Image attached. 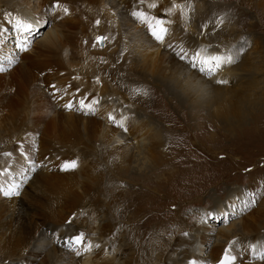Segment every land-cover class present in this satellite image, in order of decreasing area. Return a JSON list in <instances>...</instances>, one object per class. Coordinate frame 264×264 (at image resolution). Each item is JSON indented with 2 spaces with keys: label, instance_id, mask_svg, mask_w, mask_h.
<instances>
[{
  "label": "rangeland",
  "instance_id": "rangeland-1",
  "mask_svg": "<svg viewBox=\"0 0 264 264\" xmlns=\"http://www.w3.org/2000/svg\"><path fill=\"white\" fill-rule=\"evenodd\" d=\"M21 1L23 6L16 9L25 11L31 7L30 12L36 17L40 10L38 6L46 0ZM47 1L46 7L42 5L44 10L39 23L35 18L29 20L37 31L32 37L29 36L31 32H18L6 21L9 45L6 43L1 48L3 56L9 55L10 49L15 56L26 53L16 49L15 33L30 39L29 51H33L36 41L44 38L53 26H57L58 34L61 28L64 29L68 40L77 44L70 45L67 40L65 48L57 55L70 72L69 76L72 74L66 80L89 92L85 95L87 99L98 101L91 113L75 112L76 116L106 121L118 136L117 141L100 137L99 132L89 137L82 128L81 141L77 140L73 145L68 144L70 139L62 141L63 115L71 109L65 110L64 104L56 101V117L49 115L44 121L37 120L32 114L35 98L29 94L28 85L27 89L25 86L17 91V83L5 73V78L0 79V264H77L83 261L84 255L96 250L101 256L105 247L104 235L97 240L100 244L92 241L90 249L77 245L73 236L80 234L82 229L68 223L75 216L67 220L54 219L51 212L57 207L51 202L50 195L53 193L51 181L55 183L54 177H62L63 173L75 178L85 177L89 183L99 180L101 166L107 165L105 162L111 157L104 155L102 150L119 146L118 138H124L128 132L124 131L125 124H115L117 117L115 121L109 118L111 115L104 119V114L108 113L105 108L111 106L113 111L130 115L135 122L139 120L137 124L147 127L159 143L160 154H167L165 160L169 162L165 169L153 175L145 170L147 163L138 165L143 162V155L134 150L138 148L136 140L130 142L136 159L133 158V167L129 168L132 171L125 173L128 175L124 177V196L119 201L129 207L128 215L133 217L136 226L135 229L126 226L119 230L125 242L120 241L117 234L107 236L109 241L115 239V246L112 242L107 246L114 263L122 262L118 253L121 248L131 255L136 252L131 245L137 237L140 241L137 240L136 248L142 239L143 244L149 242L154 246L159 243L163 248L153 252V259H146L144 263L158 264L157 258L162 257L161 264H179L192 255L203 258L204 264H219L222 253L229 250L236 257L233 264H264V0H160L157 4L152 0H143L145 4L141 0H117L115 4L108 0L105 4L101 0ZM14 3L13 0H0V11L13 10L10 5ZM64 7L69 9L68 14L63 12ZM183 10L187 13L183 14ZM160 19L165 22L168 33L166 41L155 53L148 45L157 46L160 41L152 36L150 25ZM95 20L100 21L99 26ZM221 20L223 23L219 22ZM108 34L112 41L106 40L103 45L95 43L96 36L107 38ZM37 49L43 51L44 47ZM215 56L223 58L222 67L201 63V68H195V59L208 58L216 63L210 60ZM2 72L0 70V76L4 77ZM220 80L226 83L221 84ZM63 89L67 91L64 86ZM137 89L142 91L138 93ZM66 93L65 97H68ZM74 97L71 102L80 108L74 104ZM52 119V128L45 132L47 122ZM36 125L40 130L37 136L33 135ZM45 142L46 147L41 150L40 145ZM42 152L56 153L57 160L46 165L49 167L46 171L32 172V178L27 175L28 185L20 193V181L10 175L24 174L28 170V157ZM69 160H76L78 167L60 172L61 165ZM121 168L126 169V166ZM139 169L145 172L133 174L139 173ZM166 172L170 174H165V178ZM152 179H161L162 184L157 188L159 200L147 197ZM9 191L13 193L11 197L5 196L4 193ZM235 193H244L245 199L238 198L237 203L232 204ZM152 203L157 205L145 212L146 205ZM219 206L227 210L231 206L237 212L225 215ZM105 208H100V223L104 221ZM88 209L89 204L79 206L76 214ZM253 212L257 215L250 223ZM130 222L115 218L112 224L119 229ZM221 231L228 236H219ZM87 233L90 234V230ZM201 234L206 237L203 247L199 240ZM184 264H192V258Z\"/></svg>",
  "mask_w": 264,
  "mask_h": 264
},
{
  "label": "bare ground",
  "instance_id": "bare-ground-1",
  "mask_svg": "<svg viewBox=\"0 0 264 264\" xmlns=\"http://www.w3.org/2000/svg\"><path fill=\"white\" fill-rule=\"evenodd\" d=\"M15 3L11 4L10 6L13 7V10L7 9L6 11H0V55L2 54V57H0V63H1V69L2 75L4 76L5 73H8L9 75H11L10 79H14L13 82H16V90L18 91L19 89L23 88L26 86L27 89V85L30 88V93L32 96H34L35 98V104L34 105V109H33V117L34 118H40L41 120L43 119L46 120L47 117L49 115L51 116H55L57 113V104L53 103L54 101H58L63 103L64 105L67 104L69 101H71V97L73 95H75L74 99H75V103L79 105L81 100H84L86 102V105H91L92 107H94V103L93 100L91 99H87L85 95H87L88 93L83 91L82 86L79 87V85L77 86H73V82L71 80L67 81L66 79L69 76L70 72L68 71V69L65 67V65L61 62V59H59V57L57 56L64 48L66 45V43H70V45H77L76 42L74 40H68V35L66 34V31L64 29H60L59 35L56 31L57 26H53L52 30H48V34L42 38L37 40L36 42V50L34 49L33 51H25L26 53H18L16 56L12 55V53L10 52L11 49L9 51H7V53L9 55H7L6 57L3 56V50L1 48H3V45L8 43L6 42V38H8V31H9V25L7 24L6 21L11 20H15V18H17L18 16H22L21 19H24L28 22H31L29 20H31L32 18H35L38 20L39 23V19L42 16V10H44L42 8V5H44V7H46L48 5L47 2L49 1H45L43 2L40 6H38L40 8V10L38 11L36 17L33 16L30 12V8H27L25 11L20 9H16L17 7L23 6L22 1L21 0H13ZM31 1V0H30ZM37 1V0H36ZM41 1V0H40ZM100 1V0H99ZM109 2L115 4L117 3V0H108ZM124 1V0H123ZM137 1V0H136ZM154 4L159 3L160 0H152ZM5 2V1H4ZM125 2V1H124ZM138 2V1H137ZM149 2V1H148ZM95 3V2H94ZM102 4L107 3V0H101ZM119 3V2H118ZM28 4V3H27ZM26 4V5H27ZM37 4V3H36ZM143 4H145L143 2ZM30 5V4H29ZM98 5V4H97ZM163 5V4H162ZM36 6V7H37ZM118 6V5H117ZM35 7V4H34ZM35 7V8H36ZM37 7V8H38ZM94 7V6H93ZM109 7V6H108ZM112 7V6H111ZM138 7V6H137ZM147 7V5L145 6ZM26 8V7H25ZM33 8V9H35ZM61 8V7H60ZM96 8V6H95ZM110 8V7H109ZM136 8V7H135ZM149 9V7H147ZM132 9V8H131ZM138 9V8H137ZM46 10V9H45ZM59 10V9H58ZM48 11V10H46ZM101 11V10H100ZM112 11V10H111ZM129 11V10H128ZM185 10H183V14H186V12H184ZM34 12V11H32ZM62 12V11H61ZM86 13V12H85ZM165 13V12H164ZM36 14V12H35ZM57 14V13H56ZM109 14V13H108ZM100 15V14H99ZM112 15V13L110 14ZM157 15V14H156ZM189 15V14H188ZM45 16V15H44ZM148 16V15H147ZM187 16V15H186ZM65 17V16H64ZM88 18V17H87ZM64 19V18H63ZM95 19V18H94ZM169 19V18H168ZM175 19V18H173ZM70 20V19H69ZM176 20V19H175ZM174 20V21H175ZM66 21V20H65ZM96 21V20H95ZM104 21V20H103ZM154 21V19L152 20ZM177 21V20H176ZM63 22V21H62ZM69 22V21H68ZM35 23V22H34ZM37 23V22H36ZM59 23V22H58ZM108 23V22H107ZM178 23V22H177ZM167 25V24H166ZM68 27V26H67ZM71 30V29H70ZM82 32V31H81ZM56 34V35H54ZM111 34V33H110ZM113 34V33H112ZM23 36V35H22ZM21 36V37H22ZM54 36H56L55 38H53ZM188 37V36H187ZM88 38V37H87ZM168 38V37H167ZM186 38V37H185ZM68 40V42H67ZM108 41H112L110 35H107V39ZM166 41V39L164 40ZM62 45L61 48H59V45ZM164 43L160 42L158 43L157 46H153L152 43H150L148 45V48L155 53H158V50L162 47ZM9 45V43H8ZM121 45V44H120ZM12 46V45H11ZM38 47H44L43 51L47 52L48 54H45L43 51L38 50ZM59 48V49H58ZM83 49V48H82ZM81 50V49H80ZM66 51V50H65ZM87 51V50H86ZM71 52V51H70ZM69 52V53H70ZM36 53L38 55H36ZM84 53V52H83ZM21 54V55H20ZM73 54V53H72ZM86 53H84L85 55ZM20 55V56H19ZM70 55V54H69ZM80 55V54H79ZM82 55V56H84ZM157 55V54H156ZM114 56V55H113ZM41 57V58H39ZM72 57V56H70ZM88 57V55H87ZM91 57V56H90ZM39 58V59H38ZM83 58V57H82ZM251 58V57H250ZM191 59V58H190ZM17 60V61H16ZM72 60V59H71ZM145 59H143L144 61ZM115 61V60H114ZM146 61V60H145ZM244 61V60H243ZM18 66L15 65V63H18ZM68 63V62H67ZM70 63V62H69ZM84 63V62H83ZM87 63V62H86ZM49 64V65H48ZM71 64V63H70ZM78 64V63H77ZM48 65V66H47ZM87 65V64H86ZM14 69L9 70V68L14 67ZM90 66V65H88ZM86 66V68L88 67ZM175 66V65H174ZM47 67L44 70H41L43 68ZM77 67V66H76ZM92 67V66H91ZM41 70V71H39ZM174 70V69H173ZM245 70V69H244ZM7 71V72H6ZM73 71V70H72ZM87 72V71H86ZM76 74V73H75ZM118 74V73H117ZM169 76V75H168ZM74 77V76H72ZM115 77V76H114ZM164 77V76H163ZM1 78H5L0 76ZM226 79V78H225ZM86 80V79H85ZM32 83L29 86V83ZM79 82V81H78ZM123 82V81H122ZM57 86L58 91V95L57 96H53L52 95V89L49 87L51 84H55ZM75 83V82H74ZM80 83V82H79ZM84 85V84H83ZM103 85V84H102ZM64 88L67 90L65 91L63 89ZM109 86V84H108ZM205 86V85H204ZM87 87V86H86ZM84 87V88H86ZM105 87V86H104ZM194 88V87H193ZM197 88V87H196ZM208 88V87H207ZM103 89V88H102ZM106 89V88H105ZM15 90V92H16ZM62 90V91H61ZM86 90V89H85ZM205 90H203L204 92ZM24 92V91H23ZM65 92L68 93V97H65ZM209 92V91H208ZM66 93V94H67ZM105 94V93H104ZM24 95V94H23ZM22 95V96H23ZM28 95V94H27ZM19 96V95H18ZM17 96V97H18ZM21 96V95H20ZM26 97V96H25ZM95 98V97H94ZM20 100V99H19ZM199 100V99H198ZM11 101V99L9 100ZM13 101V100H12ZM102 102H105L104 100ZM109 102V101H108ZM111 103V102H110ZM216 103V102H215ZM105 104V103H104ZM59 105V104H58ZM103 105V103H102ZM110 105V104H109ZM11 106V105H10ZM80 108L77 107H73L71 108L70 112H65V114L63 115V118L65 119V123H63L62 125H64V128L61 129L60 131V136H61V140H67L70 141L68 144L72 143L75 144V142L77 140H79L80 136H81V130L82 128H84V130L86 131L87 135L93 136L95 135L97 132H99V135H101L100 137L104 136V137H111V138H115L114 140H116L118 134L115 133V131H113L112 129H110L108 123L106 121H98V119L96 120V118H89V117H80V116H76L75 112H81L83 111L84 113H91L90 110H88V107H81V105L79 106ZM106 107V106H105ZM109 107V106H108ZM3 108V107H2ZM66 108V107H65ZM113 107L111 106L110 109L109 108H105V111H107L108 113L104 114V119L106 118V116L111 115L114 117L118 118V121L115 123L116 125L118 124H125L124 127L127 128L128 132L126 133V135L124 134V138H118V140L121 141V144L119 146L116 147H112L110 148L108 151H106L105 149L102 151L104 155H109L111 157H109V159H107V161L105 163H107V165L105 164V166H101V171L99 174H101V177L99 178V180L93 182V183H89V180L86 181L85 177L82 178H75L72 175H70L69 173H63L62 177H57L55 179V183L54 181H51L52 184V188H53V193L51 196V202H54V206H56L57 208L54 209L51 212V215L55 216L54 219H70L72 217V215H74L75 217L73 218V225L75 224L78 228H81L82 230H80V233L83 232L84 236H85V241H84V247H88L89 244L92 243V241L94 242H98L97 240L100 239L101 235H104V237L106 238L105 240V247L103 249V253H100L98 256V251H94L93 253L90 254H86L84 255L83 261L77 263V264H117L114 263L113 259H112V254L111 251H109L107 249V246L112 242V244H114L115 246V239L109 241V238H107L108 235L110 234H117L120 238V241H124L125 240L121 238V236L119 235V230L120 229H124L126 226L130 227V229H135V222L133 220V217H130L128 215L129 213V207L127 205L121 204L120 203V199L123 198V189L124 186H126V181L124 180V177H126L128 174V171H132L131 169H129L130 167H133V158H135L134 154H133V149H132V145L130 142L135 141V143L137 144L136 146L138 147L137 149L135 148L134 150L139 152V155H143V158H141L143 160V162H141V164L139 163L138 165H144L147 163L146 166V171L148 172H152L153 175H157L158 172L162 169H165L166 166L169 164V162L167 160H165V157L167 156V154H165L164 156H162L160 154L161 150L158 149L159 147V143L156 139H153L155 137L151 135L150 130L147 127L141 126L139 124H137V122L139 121H134L133 118H129L130 115H126L123 114L121 111H113L112 110ZM31 110V109H30ZM103 110V109H101ZM69 111V110H67ZM111 112V113H110ZM18 113V112H17ZM31 113V112H30ZM220 114V113H219ZM31 115V114H30ZM85 115V114H84ZM56 117V116H55ZM228 117V116H227ZM62 118V119H63ZM4 119V118H3ZM17 119V118H16ZM148 119V118H147ZM146 119V121H147ZM38 120V119H37ZM136 120V118H135ZM35 122V121H34ZM54 120L52 119L51 121L47 122L46 126H45V132H48L53 125ZM149 122V121H148ZM30 126V125H29ZM128 126H130L128 128ZM44 128V127H43ZM56 128V127H55ZM70 132H68V131ZM103 130V131H102ZM34 133L33 135L37 136V133H39V127L36 125L35 129L33 130ZM50 133V132H49ZM153 133V132H152ZM51 134V133H50ZM71 134V135H70ZM154 134V133H153ZM98 135V136H99ZM160 135V134H159ZM45 136V135H44ZM97 137V136H96ZM95 137V138H96ZM47 138V137H46ZM50 138V137H49ZM48 139V138H47ZM52 140V139H51ZM54 140H58L56 138H54ZM46 141V140H45ZM81 141V139L79 140ZM101 141V139H100ZM106 141V140H105ZM117 141V140H116ZM97 142V141H96ZM102 143V142H101ZM104 143V142H103ZM94 144V143H93ZM97 144V143H96ZM32 147L35 145H31ZM40 149L42 150L43 148L46 147V142L42 143V145H40ZM83 147V146H82ZM92 147V146H91ZM96 147V145H95ZM39 149V152H41ZM51 152L56 151L55 149H50ZM67 151V150H66ZM102 153V154H103ZM49 155V157L46 159L47 161V165L53 161L57 160V157L55 156L54 153H49V152H42V153H34L32 154V156L28 157V161L33 160V161H42L46 155ZM81 154V153H80ZM66 155V154H65ZM68 156H73L72 153H68ZM83 155V153H82ZM21 156V155H20ZM86 156V155H85ZM43 158V159H41ZM61 159V158H60ZM71 159V158H70ZM136 159V158H135ZM63 161V160H61ZM80 161V160H79ZM104 161V160H103ZM138 161V159H137ZM85 165V163L83 164ZM80 166V165H79ZM121 166H126L125 168H121ZM26 168V167H25ZM49 169V167L45 166V170ZM53 169V168H51ZM80 169V168H79ZM88 169V168H87ZM139 173H133L135 175H142L145 171L139 169ZM83 171V170H82ZM41 172V171H40ZM141 173V174H140ZM167 173L170 174V172H166L164 173V177L166 175H168ZM6 174V173H5ZM59 174V173H58ZM77 174V173H76ZM97 174V173H96ZM166 174V175H165ZM42 175V174H41ZM150 175V174H149ZM60 176V175H59ZM97 176V175H96ZM40 177V176H39ZM43 177V175H42ZM163 177V178H164ZM87 178V176H86ZM89 178V177H88ZM97 178V177H96ZM166 178V177H165ZM44 179V178H43ZM47 179L50 181L49 177L47 176ZM46 180V179H45ZM47 180V181H48ZM161 180V179H160ZM160 180H156L154 181L153 179L150 180V188L152 191H154V193L151 190H148L147 192V197L149 200L152 199H158V192L159 190H157V188L160 187V185L162 184ZM151 182H155V184H151ZM49 183V182H48ZM147 184V183H146ZM30 185V184H29ZM47 186V185H46ZM49 186V184H48ZM143 186V185H142ZM17 188V187H16ZM48 188V187H46ZM33 190V189H32ZM30 191V190H29ZM38 192V191H37ZM31 193V192H29ZM36 193V192H35ZM47 194V193H46ZM145 195V194H144ZM36 196V195H35ZM49 196V197H50ZM136 197H139V194L136 193L135 194ZM30 197V196H29ZM241 198V199H245V194L244 193H235L232 197V204L233 203H237L236 201H238L237 199ZM50 199V198H49ZM48 199V200H49ZM250 203V202H248ZM87 205L89 204L90 209L79 212L76 214L77 210L76 208L79 206H83V205ZM246 204V203H245ZM52 205V204H51ZM154 205H157V203H152V204H147L146 205V209L145 212L148 211V209H151ZM106 206V214L104 217V221L102 223L99 222V214H100V208ZM140 206V205H139ZM137 206V207H139ZM219 208H221V213L222 214H229V212H237L233 207H229L228 210L225 207L219 206ZM46 209V208H45ZM44 209V210H45ZM92 209V210H91ZM135 211V210H134ZM259 212V211H258ZM263 212V211H262ZM44 213V212H43ZM76 214V215H75ZM135 214V213H134ZM133 215V214H132ZM136 215V214H135ZM254 215H257L256 213L253 212V215L251 217V222L253 223V219H254ZM49 217V216H48ZM109 217V218H107ZM119 219L122 220L124 219H128L129 221H131L130 223H125L123 225V228H119L117 229L115 224H112L114 219ZM46 219V218H45ZM137 220V219H136ZM55 222V221H54ZM58 222V221H57ZM243 222V221H242ZM65 224V223H64ZM54 225V224H53ZM119 225V224H118ZM211 225H214L213 222ZM252 226V224H250ZM207 226V225H206ZM77 229V228H76ZM95 229L96 232L94 231ZM200 229L201 226H200ZM90 230V234L87 233V231ZM63 231V230H62ZM117 232V233H116ZM63 233V232H62ZM61 233V234H62ZM67 233V232H66ZM71 233V232H70ZM134 233V231H133ZM211 233V231H210ZM76 234V233H75ZM69 235V234H68ZM71 235V234H70ZM89 235V236H88ZM98 235V236H97ZM228 236L225 232H220L219 236ZM135 236V233H134ZM147 236V235H146ZM209 236V235H208ZM134 238V237H133ZM185 238V237H184ZM148 239V238H147ZM191 239V238H190ZM132 240V239H131ZM137 240L138 238L135 237L134 241L132 242L133 244L131 245L136 252L133 253L132 255L128 253V250H126L124 247L121 248L119 250V254H120V259H122V262L118 263V264H152L150 262H146L144 263V261L147 260H152L153 259V252L156 253L160 252L163 248L161 247V245L158 243L157 245H150L149 242L146 244H143L142 242H145L143 239L141 240V243H138L139 246L138 248H136L137 246ZM200 240V245L201 247L204 246V243L206 241V237L203 236L201 234V236L199 237ZM140 240H138L139 242ZM149 241V240H148ZM152 241V240H151ZM232 241V240H231ZM218 242V241H217ZM216 242V243H217ZM222 242V241H221ZM19 243V242H18ZM135 243V244H134ZM153 243V242H152ZM215 243V244H216ZM232 243V242H231ZM97 244H100L97 243ZM126 244L128 245L129 242ZM183 244V243H182ZM226 244V243H225ZM248 244V243H247ZM130 245V244H129ZM213 245V244H212ZM218 245V244H216ZM215 245V246H216ZM223 245V244H222ZM118 246V245H116ZM58 247V246H57ZM231 247V246H230ZM20 248V246H19ZM212 248V247H211ZM101 249V248H98ZM216 249V248H215ZM232 249V248H231ZM226 250V249H225ZM246 250V249H245ZM56 251V250H55ZM67 251V250H66ZM65 251V252H66ZM200 251H202V248L200 249ZM102 252V251H101ZM194 252V251H193ZM219 252V251H218ZM232 252V251H231ZM192 253V252H191ZM203 253V252H202ZM217 253V252H215ZM22 254V253H21ZM143 254L145 256V258L143 259ZM158 254V253H157ZM193 254V253H192ZM223 254V253H222ZM221 254V255H222ZM70 255V254H69ZM159 255V254H158ZM190 255V253H189ZM198 255V253H197ZM240 255V254H239ZM247 255V254H246ZM65 256V255H64ZM71 256V255H70ZM102 257V258H101ZM118 257V258H119ZM214 257V256H213ZM212 257V258H213ZM66 258V257H65ZM64 258V259H65ZM75 258V257H74ZM157 258V257H156ZM189 259L192 258V262L195 261V264H204V260L201 257H192V255L190 257H188ZM188 258H184L182 260V262H180L179 264H184L186 260H188ZM238 258V257H237ZM59 259V258H58ZM71 259V258H70ZM155 259V258H154ZM157 263L161 264L162 261L164 260L162 257L157 258ZM160 259V260H159ZM167 259V258H166ZM175 259V258H173ZM209 259V258H208ZM214 259V258H213ZM69 260V259H67ZM73 260V259H72ZM71 260V261H72ZM80 260V259H79ZM172 260V259H171ZM215 260V259H214ZM213 260V261H214ZM66 261V260H65ZM167 261V260H166ZM170 261V260H169ZM173 261V260H172ZM177 261V260H176ZM175 261V262H176ZM191 261V260H190ZM218 261V260H217ZM59 262V261H58ZM118 262V261H117ZM206 262V261H205ZM60 263V262H59ZM164 263V262H163Z\"/></svg>",
  "mask_w": 264,
  "mask_h": 264
},
{
  "label": "snow or ice",
  "instance_id": "snow-or-ice-1",
  "mask_svg": "<svg viewBox=\"0 0 264 264\" xmlns=\"http://www.w3.org/2000/svg\"><path fill=\"white\" fill-rule=\"evenodd\" d=\"M141 2L143 3V0H141ZM57 7H59V3H57ZM153 7H155V5H153ZM63 12L65 14H68L69 13V9L67 7H64L63 9ZM140 15H144L143 13H140ZM155 19V18H154ZM220 23H223V20L219 21ZM8 23L10 24H13L14 25V28L18 31V32H23V33H28V32H31V31H34L35 30V25L24 20V19H21L20 17H17L14 21L13 20H9ZM96 25L99 26L100 24V21L99 20H96ZM165 22L160 19V20H156V24L155 25H150L151 27V34L153 37H155V39L157 41H160V42H163L164 39H165V36L167 35L168 33V29L164 26ZM106 37L103 36V35H98L95 37V43L96 44H100V45H103L106 41ZM181 57L183 58V53H181ZM211 61H215L216 62V66L217 67H220L221 65V62L223 60L222 57L220 56H215V57H211L210 58ZM230 60V58H229ZM207 62H210L208 58H205V59H201V63H207ZM193 63H195V61H193ZM203 70V69H202ZM209 71H211V69H208ZM97 81L99 82V78H97ZM219 83L223 84V83H226V81L224 80H220L218 81ZM50 88L52 89V95L53 96H57L58 95V89H57V86L55 84H51L50 85ZM142 90L141 89H137L136 92H141ZM144 94H147V93H144ZM93 103H98V101H93ZM80 105L81 107H88V109L91 111L92 110V106L91 105H86V102L84 100H81L80 101ZM64 107L68 108V109H71L73 107V103L71 101H69L67 104L64 105ZM110 119H112L113 121H115V117L114 116H111L109 117ZM121 127H123V125H120ZM128 129L127 128H124V131L126 132ZM78 167V163L76 160H69V161H66L63 163L62 165V169L65 170V171H68V170H74ZM13 193L11 191L9 192H5L4 195L5 196H10L12 195ZM16 195H19L18 192L15 193ZM73 221L72 220H69L68 223L71 224ZM73 240L74 242L77 244V245H83L84 244V241H85V236H84V233L81 232L80 234L78 235H75L73 236ZM89 249L91 248V245L89 244ZM97 247H99L97 245ZM79 254V253H78ZM236 260V257L234 255L231 254V252L229 250H226L224 251L223 253V256L222 258H220L219 260V264H233V262ZM192 264H195V261L192 262Z\"/></svg>",
  "mask_w": 264,
  "mask_h": 264
},
{
  "label": "clouds",
  "instance_id": "clouds-1",
  "mask_svg": "<svg viewBox=\"0 0 264 264\" xmlns=\"http://www.w3.org/2000/svg\"><path fill=\"white\" fill-rule=\"evenodd\" d=\"M195 68H201V59H195ZM207 64V63H206ZM209 65H212V66H216V63H213V62H209L208 63ZM191 67L193 68V64H191ZM217 67V66H216ZM220 67H222V63L220 65ZM56 101H54L55 103ZM80 106V105H79ZM110 122V121H109ZM47 157L44 158L42 161H33V160H30V161H27L26 164H27V167H28V170L24 173V174H15V175H10V176H13L14 179H18L21 183V187H20V193H22L24 191V188L28 185V178H27V175H29L30 173L32 172H36V171H39V170H45L44 167L47 165V161H46ZM63 165V164H62ZM62 165L61 167L59 168V171L60 172H67L65 170L62 169ZM75 170V169H74ZM46 171V170H45ZM68 171H73V170H68ZM30 178H32V174L29 175ZM18 196V195H17ZM7 197H11L10 196H7Z\"/></svg>",
  "mask_w": 264,
  "mask_h": 264
}]
</instances>
